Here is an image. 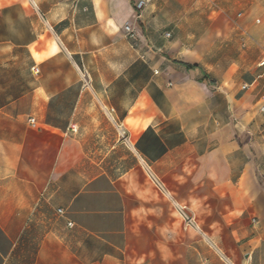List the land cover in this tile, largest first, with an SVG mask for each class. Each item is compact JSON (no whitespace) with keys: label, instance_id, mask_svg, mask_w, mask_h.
<instances>
[{"label":"crops","instance_id":"1","mask_svg":"<svg viewBox=\"0 0 264 264\" xmlns=\"http://www.w3.org/2000/svg\"><path fill=\"white\" fill-rule=\"evenodd\" d=\"M136 1L0 0V264H264V0Z\"/></svg>","mask_w":264,"mask_h":264},{"label":"built area","instance_id":"2","mask_svg":"<svg viewBox=\"0 0 264 264\" xmlns=\"http://www.w3.org/2000/svg\"><path fill=\"white\" fill-rule=\"evenodd\" d=\"M156 0H137L135 3H134V10H135V14H136V20L140 19L141 18V13L144 11V9L149 5L151 4L152 2H154ZM124 30H125V33L127 35V37L131 40H137V34H136V31L135 29H133L132 27H130L129 25H125L124 26ZM166 36L168 37L169 34H166ZM257 67L261 70H263V72L257 77V80L260 79V78H264V57L262 59H260L257 63ZM35 72H37V70L35 69ZM257 80L252 82L251 84H244L242 85V90H246L248 89L249 87H251L253 84H256L257 83ZM260 112L261 113H264V106L260 107ZM31 123L33 124L34 121L33 119H30ZM73 132H75L76 130L73 128L72 129ZM121 135L123 136L124 135V132L123 130L121 129ZM62 211L59 210V213H61ZM179 212L181 214V216L183 217V219L188 223V224H192V219L190 217H188L184 211L182 209H179ZM70 225V224H69Z\"/></svg>","mask_w":264,"mask_h":264},{"label":"rangeland","instance_id":"3","mask_svg":"<svg viewBox=\"0 0 264 264\" xmlns=\"http://www.w3.org/2000/svg\"><path fill=\"white\" fill-rule=\"evenodd\" d=\"M191 0H178L172 7L171 9H179V10H184L185 8H188V5Z\"/></svg>","mask_w":264,"mask_h":264}]
</instances>
